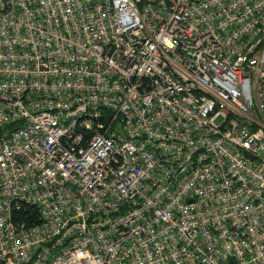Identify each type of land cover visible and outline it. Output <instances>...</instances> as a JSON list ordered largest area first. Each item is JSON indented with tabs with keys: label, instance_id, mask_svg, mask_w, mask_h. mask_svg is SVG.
<instances>
[{
	"label": "built area",
	"instance_id": "built-area-1",
	"mask_svg": "<svg viewBox=\"0 0 264 264\" xmlns=\"http://www.w3.org/2000/svg\"><path fill=\"white\" fill-rule=\"evenodd\" d=\"M0 264H264V0H0Z\"/></svg>",
	"mask_w": 264,
	"mask_h": 264
}]
</instances>
